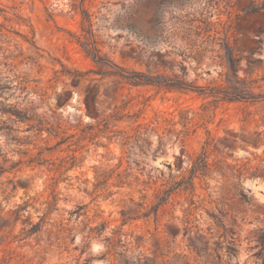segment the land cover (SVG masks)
Wrapping results in <instances>:
<instances>
[{"label": "rangeland", "instance_id": "1", "mask_svg": "<svg viewBox=\"0 0 264 264\" xmlns=\"http://www.w3.org/2000/svg\"><path fill=\"white\" fill-rule=\"evenodd\" d=\"M0 264H264V0H0Z\"/></svg>", "mask_w": 264, "mask_h": 264}, {"label": "trees", "instance_id": "2", "mask_svg": "<svg viewBox=\"0 0 264 264\" xmlns=\"http://www.w3.org/2000/svg\"><path fill=\"white\" fill-rule=\"evenodd\" d=\"M166 6V5H165ZM257 8V6L252 7V9ZM82 19L83 21H87L89 25H91L90 17L87 14L85 10H82ZM16 22L18 24H26L24 19H22L20 16L16 15ZM6 20H10V18L4 16ZM184 25H182L180 28L182 30V34L180 35V53L184 57H189L190 55H193L195 57H198L203 51L207 49V46L211 43H213V39L210 38V34H203L201 27L199 25H194L193 21H187L183 22ZM27 25V24H26ZM31 32L32 36H28V34H21L22 38L26 40L30 46L37 48L35 45V42L33 40V30L31 29V25H27ZM204 32H207V29H204ZM97 49L95 47H92V49H87L89 51V54L93 57L95 61H98L101 59V57L98 55V53H95L94 51ZM40 56V55H39ZM234 59H229V69L232 71V76H237V69L235 65H233ZM77 76L79 73H77ZM123 78L127 80L132 85H153L159 88H164L166 90H183V89H190L193 87H190L189 84L185 83L183 80L176 78L175 76H162V79H159L156 77H150L141 73H135L133 72L132 76H123ZM235 83H237V80L234 79V84L229 85L228 87L224 88L222 87H202L203 90L202 94H206L207 96L212 97H218V94H221V98H228V99H239L242 98L241 96V89L239 86H236ZM190 87V88H189ZM85 106L88 109V96L84 97ZM91 102L93 104L96 103L95 99H91ZM197 170L199 168L197 167V164L193 162L191 167L188 169V175H183L180 178H176V176L169 174V180H166L165 183H161L162 188H159L157 192H155V197L157 198V204L154 205L155 211L157 212V209L162 204L166 203L170 196L176 192V190H193L194 189V178L197 174ZM25 203V202H24ZM25 210L24 206L22 204H17L15 211L19 212ZM25 222V221H24ZM30 224V227L26 230L28 234L35 233L39 230L40 224L39 223H33L31 221L28 222Z\"/></svg>", "mask_w": 264, "mask_h": 264}]
</instances>
